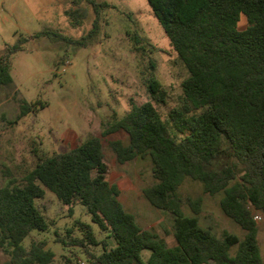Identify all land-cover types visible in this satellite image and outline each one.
I'll return each instance as SVG.
<instances>
[{"label": "trees", "instance_id": "trees-1", "mask_svg": "<svg viewBox=\"0 0 264 264\" xmlns=\"http://www.w3.org/2000/svg\"><path fill=\"white\" fill-rule=\"evenodd\" d=\"M94 18L89 30L73 38L57 30L41 31L54 39L82 44L100 29L108 1L83 0ZM188 74L181 94L162 113L168 90L155 72L156 46L138 30L128 31L132 49L148 57L145 86L148 99L132 102L101 135H90L75 147L48 154L34 149V164L19 181L0 186V246L8 254L0 264H49L55 252L46 239L23 240L33 229L51 222L37 202L47 190L68 205L80 203L100 230L115 243L99 240L91 224L76 220L81 234L58 236L66 246H78L91 264H264L258 244L255 212L264 214V0H147ZM64 10L71 23L83 22L86 11ZM247 26L238 28L241 15ZM26 38H24L25 40ZM22 48L18 40L0 54V85L12 82L11 56ZM33 103L23 101L19 116ZM123 131L128 136L109 140L120 163L149 155L155 182L143 188L149 202L174 217V245L143 228L120 199V189L108 180L103 137ZM223 157L226 161L216 165ZM189 176L209 194L221 193L223 213L245 230L243 237L224 230L218 236L199 222L202 197L188 198L193 214L183 210L179 187ZM100 245L96 251L94 246ZM236 245L234 255L230 248ZM146 254V255H145Z\"/></svg>", "mask_w": 264, "mask_h": 264}, {"label": "rangeland", "instance_id": "rangeland-1", "mask_svg": "<svg viewBox=\"0 0 264 264\" xmlns=\"http://www.w3.org/2000/svg\"><path fill=\"white\" fill-rule=\"evenodd\" d=\"M98 1H108L111 6L102 10L95 36L78 44L36 34L57 30L69 37H82L94 18L91 5L83 0H79V6L86 16L79 25L72 24L64 13L76 7L73 0H0V54L18 40L22 44L10 59L12 82L0 85V186L21 179L24 170L34 164V149L53 154L73 148L90 135H101L107 125L130 109L133 101L142 103L148 99L144 75L148 57L133 51L128 31L138 30L156 46L152 53L155 72L169 95L165 104L158 105L159 110L166 113L181 94V81L188 72L148 1ZM247 24L242 14L238 28L244 29ZM24 100L33 103L32 109L19 116ZM113 138L128 141L123 131L103 137L108 180L119 186L122 203L143 228L174 245L173 215L153 206L143 193V188L156 180L150 156L120 163L109 144ZM225 161L219 157L215 163ZM179 193L183 210L189 215L193 212L188 198L202 197L199 222L218 236L224 230L244 236L245 230L221 210V193H206L203 183L189 176L180 185ZM37 202L51 225L46 230L33 229L23 244L29 247L33 239H46L47 247L55 252L49 264H91L78 246L56 241V231L58 236L68 237V229L72 235H80L78 219L91 224L99 240L106 239L109 246L115 243L92 221L91 213L82 204H74L70 211L50 190ZM260 214L257 239L264 261V214ZM94 249L99 251L101 247ZM236 250L234 245L230 253L234 255ZM8 258L0 246V260Z\"/></svg>", "mask_w": 264, "mask_h": 264}, {"label": "built area", "instance_id": "built-area-1", "mask_svg": "<svg viewBox=\"0 0 264 264\" xmlns=\"http://www.w3.org/2000/svg\"><path fill=\"white\" fill-rule=\"evenodd\" d=\"M254 218H255L256 221L261 220L262 219V215L259 212H255Z\"/></svg>", "mask_w": 264, "mask_h": 264}]
</instances>
